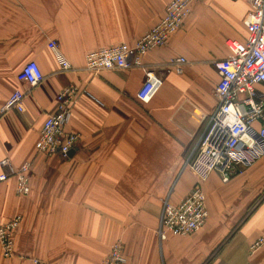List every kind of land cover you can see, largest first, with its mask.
Wrapping results in <instances>:
<instances>
[{
    "label": "crops",
    "instance_id": "1",
    "mask_svg": "<svg viewBox=\"0 0 264 264\" xmlns=\"http://www.w3.org/2000/svg\"><path fill=\"white\" fill-rule=\"evenodd\" d=\"M169 0H0V108L16 89L23 111L0 112V159L31 162L30 192L14 178L0 182V224L20 215L14 255L0 264H100L123 243L124 264H264V157L223 183L199 181L187 161L218 104L216 59L229 57L228 39L244 41L248 0H196L168 42L143 56L162 77L147 103L136 99L144 79L128 70L84 69L85 54L134 43L163 15ZM71 64L58 70L48 42ZM184 57L181 73L170 59ZM35 61L44 80H17ZM78 88L66 129L79 136L67 158L45 155L35 142L55 96ZM264 91V86L260 85ZM7 172L0 166V173ZM199 182L208 217L187 236H157L163 201H181Z\"/></svg>",
    "mask_w": 264,
    "mask_h": 264
},
{
    "label": "built area",
    "instance_id": "2",
    "mask_svg": "<svg viewBox=\"0 0 264 264\" xmlns=\"http://www.w3.org/2000/svg\"><path fill=\"white\" fill-rule=\"evenodd\" d=\"M196 0H169L162 17L134 43H117L98 48L85 54L84 69L91 72L102 70H128L138 67L144 72V79L136 92L141 103L149 102L162 85V77L154 69L145 67L143 56L150 50L165 45L188 16ZM250 3L244 25L247 35L244 41H226L229 57L216 59L213 66L219 79L215 87L218 104L209 116L208 125L198 140L187 166L199 181L211 173H217L223 183L243 169L252 166L264 157V0H248ZM54 53L58 70L71 69L70 62L58 49L54 41L48 42ZM184 57L170 59L176 73H181L180 64ZM16 78L30 87L40 84L44 75L39 65L29 60L23 64ZM78 88L74 84L64 87L55 96V111L48 113L35 142V149L45 155L67 158L79 140L77 133L66 129L71 116L72 105ZM25 93L14 90L6 99L0 112L10 109L23 111ZM0 166L7 172L0 173V182L14 178L17 195L30 192L31 162L24 161L15 167L7 158L0 159ZM208 217L206 196L199 182L178 203L166 198L159 216L157 236L163 240L167 235L187 236L197 232ZM21 216L16 215L0 224V251L4 258L14 255V235ZM264 245V235L250 246L254 251ZM31 264H45L31 258ZM123 243L113 242L100 264H124Z\"/></svg>",
    "mask_w": 264,
    "mask_h": 264
}]
</instances>
